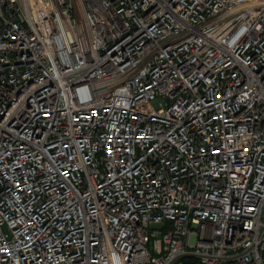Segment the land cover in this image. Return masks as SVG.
Instances as JSON below:
<instances>
[{"label": "built area", "instance_id": "built-area-1", "mask_svg": "<svg viewBox=\"0 0 264 264\" xmlns=\"http://www.w3.org/2000/svg\"><path fill=\"white\" fill-rule=\"evenodd\" d=\"M264 264V0H0V264Z\"/></svg>", "mask_w": 264, "mask_h": 264}, {"label": "water", "instance_id": "water-1", "mask_svg": "<svg viewBox=\"0 0 264 264\" xmlns=\"http://www.w3.org/2000/svg\"><path fill=\"white\" fill-rule=\"evenodd\" d=\"M190 257H194V258H197L196 256H192L190 254H187V255H184L176 260H174L171 264H175L177 261L181 260V259H186V258H190Z\"/></svg>", "mask_w": 264, "mask_h": 264}]
</instances>
